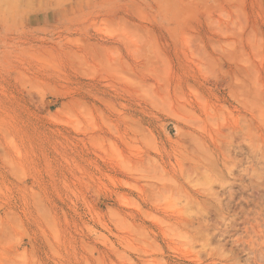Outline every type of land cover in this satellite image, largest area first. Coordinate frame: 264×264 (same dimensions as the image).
I'll list each match as a JSON object with an SVG mask.
<instances>
[{"label": "rangeland", "instance_id": "rangeland-1", "mask_svg": "<svg viewBox=\"0 0 264 264\" xmlns=\"http://www.w3.org/2000/svg\"><path fill=\"white\" fill-rule=\"evenodd\" d=\"M0 264H264V0H0Z\"/></svg>", "mask_w": 264, "mask_h": 264}]
</instances>
